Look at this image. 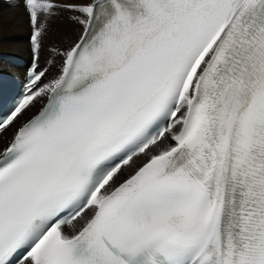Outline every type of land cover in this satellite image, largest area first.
I'll use <instances>...</instances> for the list:
<instances>
[{
  "label": "snow or ice",
  "instance_id": "1",
  "mask_svg": "<svg viewBox=\"0 0 264 264\" xmlns=\"http://www.w3.org/2000/svg\"><path fill=\"white\" fill-rule=\"evenodd\" d=\"M21 3L0 264H264V0Z\"/></svg>",
  "mask_w": 264,
  "mask_h": 264
},
{
  "label": "bare ground",
  "instance_id": "2",
  "mask_svg": "<svg viewBox=\"0 0 264 264\" xmlns=\"http://www.w3.org/2000/svg\"><path fill=\"white\" fill-rule=\"evenodd\" d=\"M57 25L61 29L57 38L63 39L65 43H70L74 39L71 23L58 21ZM29 32L28 20L24 10L21 7H6L0 0V52L23 54L29 57L26 41ZM43 56L46 57L47 53Z\"/></svg>",
  "mask_w": 264,
  "mask_h": 264
}]
</instances>
